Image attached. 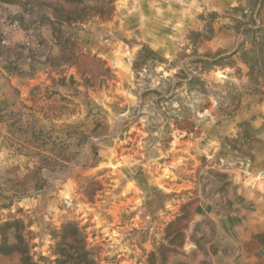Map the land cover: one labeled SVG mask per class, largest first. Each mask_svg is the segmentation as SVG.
Listing matches in <instances>:
<instances>
[{"label": "rangeland", "instance_id": "rangeland-1", "mask_svg": "<svg viewBox=\"0 0 264 264\" xmlns=\"http://www.w3.org/2000/svg\"><path fill=\"white\" fill-rule=\"evenodd\" d=\"M252 19L264 0H0V264H264V100L242 51L192 62Z\"/></svg>", "mask_w": 264, "mask_h": 264}, {"label": "trees", "instance_id": "trees-1", "mask_svg": "<svg viewBox=\"0 0 264 264\" xmlns=\"http://www.w3.org/2000/svg\"><path fill=\"white\" fill-rule=\"evenodd\" d=\"M239 24L235 26L241 35L244 36L243 43L240 44L239 49L235 52L219 56L216 59L209 58H198L193 60L194 64H202L205 69L210 68L213 65H222V62L226 61L229 64L234 63L233 56L242 51L241 58L243 62L248 66V77L250 79L249 85L253 86L251 91L248 92L250 96L258 97L259 101L264 100V27L262 25H256L254 19L252 21L241 22L235 21ZM199 36V34H196ZM246 45H249L247 47ZM161 56L158 52L152 50L151 48L145 46L138 54L135 62H134V70L137 74L143 73L146 69H149L151 66L155 65V63L161 61ZM226 63V64H227ZM184 68H182L177 76L180 78V81L187 79L189 89L195 90L202 94H208L209 84L207 80L199 75L192 74L191 76H185ZM178 84H181L178 83ZM154 93L157 97H160V101L162 102L165 99V93L159 92L157 89L151 90L143 94V98H145L148 94ZM242 94H239V96ZM241 96L238 101L234 104V108L239 105L241 102ZM222 98H227V96H222ZM233 104L226 107V109L232 110L227 111L226 109H221L220 112H224L225 114H231L233 112ZM239 137L242 140H248L250 138L251 132H256V130L252 127L251 123L248 121H244L239 124ZM247 142V141H246ZM259 240L262 244H264V233L258 235Z\"/></svg>", "mask_w": 264, "mask_h": 264}, {"label": "water", "instance_id": "water-1", "mask_svg": "<svg viewBox=\"0 0 264 264\" xmlns=\"http://www.w3.org/2000/svg\"><path fill=\"white\" fill-rule=\"evenodd\" d=\"M77 62L83 63V64H88L90 66L100 65V62L96 57H94L90 53H86V52H81L77 55ZM113 135H114V133L109 131V132L102 134L98 140L101 142H104L107 139L111 138ZM72 167H73V164H71L68 168L62 170V173L65 174V173L70 172Z\"/></svg>", "mask_w": 264, "mask_h": 264}]
</instances>
